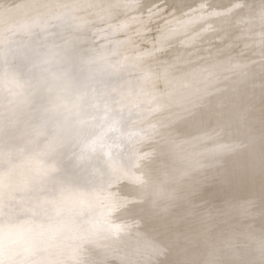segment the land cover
I'll list each match as a JSON object with an SVG mask.
<instances>
[{
  "label": "bare ground",
  "instance_id": "6f19581e",
  "mask_svg": "<svg viewBox=\"0 0 264 264\" xmlns=\"http://www.w3.org/2000/svg\"><path fill=\"white\" fill-rule=\"evenodd\" d=\"M157 1L161 0H0L1 73L8 76V68H17L11 73L13 79L1 81L7 92L3 100L1 91L2 102L12 103L11 107L16 100L11 98L27 87L22 78L30 75L27 66L26 77L18 78L24 65L11 61L14 56L23 59L18 56L21 46L25 50L37 34L46 41L60 27L64 40L56 44L59 49L78 42L77 38L89 39L91 45L85 49L90 54L95 46L94 51L109 53L116 45L114 39L124 41L116 54L112 51L105 58L109 73L139 56H149L110 79L117 81L115 98L123 100L108 103L118 104L124 123L120 133L126 142L121 145L120 134H109L120 144L110 154L99 148L106 139L89 153H65L64 145L73 141L70 129L75 122L87 121L91 103H85L86 98H73L74 102L65 98L81 94L58 64L49 65L47 71L51 77L46 83L52 86L46 88L43 115L57 118L61 107L76 108L75 116L65 115L67 134L62 135L64 129L52 122L51 126L34 118L23 126L15 121L6 127L0 124V138L11 128L5 135L13 133L10 137L19 138L26 150L18 154L16 148L7 149L19 160L0 154L5 158L0 167V245L10 252L5 264H264V191L254 190L257 185L264 187V75H260L264 1L249 7L252 15L243 11L218 23L239 24V35L223 48L202 46L189 55L176 44L156 58L151 55H157L165 43L183 41L221 6L219 0H178L176 5L172 0L156 5ZM242 2L231 0L226 10ZM121 15L126 19L116 24ZM211 30L199 45L215 32ZM110 31L119 36L107 37ZM218 38L223 39L222 33ZM236 43L241 49L229 57L225 72L201 70L177 81L183 71L205 70ZM10 44L18 47L16 54ZM250 56L255 58L248 63ZM171 76L176 78L166 82ZM148 84L133 94L136 86ZM93 124H83L78 134L94 133ZM60 135L62 140L57 138ZM41 145L45 151H40ZM41 154L45 160H36ZM66 155L76 165L70 171L75 177L79 167L94 162L86 170L102 180L95 178L100 180L97 184L70 180L69 172L67 177L62 172ZM101 164L105 171H100ZM6 173L14 179L9 193L1 191L8 183ZM3 223L9 230L1 227ZM33 250L35 260L30 255Z\"/></svg>",
  "mask_w": 264,
  "mask_h": 264
},
{
  "label": "rangeland",
  "instance_id": "374dc122",
  "mask_svg": "<svg viewBox=\"0 0 264 264\" xmlns=\"http://www.w3.org/2000/svg\"><path fill=\"white\" fill-rule=\"evenodd\" d=\"M165 1H167V0H164V2ZM212 1H210V2H212ZM215 1H217V0H215ZM230 1L231 0H219V1H217L216 2L217 4L221 3L220 11H219V13H217L213 17H211V19L206 24L200 26L197 29V31H195L190 36H187L186 39H184L183 41H179L177 39L168 41L167 43L164 44L163 48L160 51H158L157 55H151V56H154L156 58L163 56L164 54L169 52L170 49L173 48L176 44H178L184 51H188L189 55L192 53V51H194V49L196 51L197 49H199L202 46H206V47H210V48H223L225 43H227V41H229V39L231 37H233L235 35H239L240 29L237 28V26L239 24H237L235 26L236 22H234V25H231L230 20L226 23H222V24H218V23L221 22L222 20L226 19V18L232 17V19H233L236 14L243 12V11L245 14L252 15L249 12V7L258 1L260 2V1H264V0H242L243 1L242 4L237 5L233 8H230L229 10H226V8L228 7L226 4H228ZM164 2H163V0L157 1L156 5H161ZM175 2H178V0H176V1L172 0V3L175 4ZM208 2H209V0H207V3ZM212 3H215V2L213 1ZM224 4H225V6H224ZM212 5L213 4L209 5L205 9V11H207ZM223 7H224V9H223ZM163 10L166 11L167 8L165 7V9H163ZM224 10H226V11H224ZM127 11L129 12V10H127ZM128 12L125 11L124 13H127V14H124V13L123 14L126 16V15H128ZM125 16L121 15L120 16L121 18L118 17L117 19H115L116 21H114V22H116V24L118 23V21H119V23H121L122 22L121 20H123ZM126 17H125V19H126ZM250 17H252V16H250ZM65 18H67V17H65ZM65 18L63 20H65ZM68 20H70V19H68ZM63 23H64V26H66V28H69V24L66 25L65 21ZM116 24L114 23V25H116ZM154 25H155V23L152 24V27H154ZM216 25H218V26L214 27ZM221 28H224V30L216 31L217 29H221ZM62 30L63 29L58 27L54 31V34L46 37V41L45 40L43 41V39L41 38L42 36L37 34L36 40L33 39V40H31V43L28 42V44L25 47V50H22L24 47L22 48V46H21L20 55H18V56L23 57V59H18L17 56H14V58L11 62H15L14 63L15 65L16 64L21 65V66L24 65L23 67H20L18 69L19 70L18 72H20V70L23 68L22 71L18 75L16 74L18 76V78H22L20 76H25L24 72L26 73L25 68L27 66H29L28 70L30 71V75H29V78H25V79L22 78L23 81L26 80V82H27V87L24 90V92L23 93L20 92V94L17 93L15 98L14 97L11 98L13 101L16 99L14 101L15 105L13 107H11L12 103L9 104L7 102V104H6V102L5 103L2 102L1 91H2L3 96H5V97H3V100L7 99V92H5V87H4L3 83L1 84V81L6 79V78H8L9 80L13 79L15 74L12 75L11 73L16 72L17 68L15 69V71H13L11 68H8L10 71V72H8V76H3L1 73L3 71V68H2L3 65L0 63V69H1L0 70V124H1V127L3 125H4V127H6L7 124L12 125L13 124L12 121H15L17 126L18 125L23 126V124L25 122H27L28 120L30 121L32 118H34V120L39 121V122L46 121L45 123L48 122V124H50L52 122L53 125L56 126L59 130L62 128L64 129L63 130L64 133L62 132V135L67 134L65 132L66 129L64 128L66 126V124L68 123L65 115L66 116H75L74 112H76L75 111L76 108H73L71 106H66L65 108L61 107L60 110L62 112H60L57 115V118L51 117L50 115H48V116L43 115V111L45 110V108H43L44 107L43 105H46L45 101H46L47 95H48L46 88L49 86L50 87L52 86V83L49 85L46 83V81L51 77V76H49L47 71L50 68L49 65L58 64V65H56V67H60L62 70L65 71L64 77L67 78L73 85H76L75 86L77 88L76 91L79 94H81L80 96L74 95L71 98H70L71 95L69 97L65 96V98L68 99V101H73V102H74L73 98H76V100H83L86 98V100H84L85 103H91V107L89 109V112L85 115V117H87V119H86L87 121L81 122V123L75 122L74 126L70 129V134H73V139H72L73 141L71 143H67L64 145L65 146V149H64L65 153H69L70 155L72 154V152H73V154H78V153L80 154L82 152L83 153H89L88 151H90V148L97 145V142L99 143L101 141V139H106L101 147H99L101 144L97 145L96 147H99V148L103 149L104 151H109V154H110L111 152H114V150H116L118 148V146H120V144H117V140H116L117 137L115 138L114 135L112 137H110L111 134H114L115 132L118 133V135L120 134L119 136L121 139V145H124V143H126L124 138L121 136V133H120V130H122L124 123L122 121L121 112H119L118 104L116 105V107H115V104H112V105L109 104V103H111V101L113 102V99H117V101H121L123 99L118 98V97L115 98L116 91H117V87L115 85H116L117 81L111 82L110 79H112L122 69L133 67L134 65H137L139 62H141L143 59L149 58V56H147V55L139 56V57L135 58L134 60L130 61V63H128L126 65H122L118 69H115L109 73L110 69H109L108 65L105 63V58L112 51L114 54H116L119 47L121 46L120 44H122L124 41H122L120 39H114L112 43L116 44V45H112L111 48L113 50L109 53H107L108 51L102 52L103 50L102 51L101 50L94 51V50H96V46H95V49H93V48L90 49L91 50V54H90L88 48L91 45V43L89 45V39L88 40L86 39L87 41L82 42L81 38L76 39V40H79L78 42H74V40H73V41L69 42L65 48L59 49L56 46V44L61 43L64 40L63 35L60 34V32ZM210 30L215 31V32L212 35H210L209 38L205 42H203L202 44L199 45L198 44L199 40H201L202 37L205 34H207ZM153 31L154 30H151V33ZM221 33L223 35V39L218 38V35H220ZM113 36L116 38L119 36V33H117L116 36L111 31L107 34V37H113ZM13 44H10L9 47H10L12 53L16 54L18 47L15 48L14 47L15 45H13ZM109 44L111 45V43H109ZM93 45H95V42L93 43ZM196 45H199V46L196 47ZM87 46H88V48L86 50L85 48ZM103 46H105V44ZM240 47H241V43H236V45L231 47L229 50H227L225 52V54L220 59L216 60L211 65L207 66V68L205 70H203L205 68L204 67V68H197L196 70H193V71L181 72L180 76L177 77L178 78L177 81H179V79H182L183 76L186 78H192L196 72H199L201 70L205 71L209 74L217 73V72H225L227 70L226 65L229 61V57L231 55L235 54L238 50H240L241 49ZM97 49H100L99 46L97 47ZM195 51H194V53H195ZM24 52H26V53L24 54V56H22V54ZM253 58H255V57L250 56L247 59V62L250 60L248 63H251L254 60ZM198 60L201 61V60H203V58H198ZM20 62H21V64H20ZM162 63H165V62H162ZM160 68H162V67H160ZM160 68H158V69H160ZM214 68H220V69L214 70ZM260 73H261L260 75H264L263 71ZM175 78H176L175 76H171L166 80V82H169ZM157 79H158V77H156L155 80H157ZM61 81H63V80H61ZM51 82H53V79H51ZM60 82H59V84H60ZM150 84L136 86L132 90L133 94L135 93V91H139L143 87H147ZM87 85H89L88 88H87ZM92 87H95L96 90H88L89 88H92ZM113 87H115V88L113 89ZM19 89H21V88H19ZM102 90H106V92H104ZM92 91H94V92H92ZM90 93L92 94V98H91V95L89 96ZM124 93H128V91H121L120 94H124ZM88 96H89V98H88ZM20 99H23V102H20ZM140 100H142V98ZM137 102H139V101H137ZM137 102H135V103H137ZM122 103H124V101H122L121 104ZM92 104H94V105H92ZM106 106L110 107V110L107 112L104 111V107H106ZM125 107L126 106L124 103L123 108H125ZM78 109H81V108H78ZM162 115L163 114H161V116ZM94 121H95V124H93V125H95V126L91 127V129L94 128L93 129L95 131L94 133H91L89 135L83 134L82 136H80L78 134L80 132V130L83 129L82 128L83 124L91 123ZM96 121H97V123H96ZM52 123H51V126H52ZM88 128H90V127H88ZM10 129L11 128H9L8 130H10ZM5 133L3 134L4 136H2V138H0L1 139L0 154H3V157L4 156L12 157V158L16 157L15 160H17V159L19 160V156H16V154H13L12 156L9 155V153H7V149L10 147L16 148V152H18V154H21V153L26 152L25 145L23 144V142L19 138L13 137V136L10 137V135H12L13 133L12 134L7 133V136L5 135ZM106 133H107V135L105 136ZM62 135L57 136V138L62 137L60 139V140H62L63 139ZM74 138H75V140H74ZM55 141L58 142L59 140L56 139V140H54V142ZM71 144L73 146H70ZM121 147H123V146H121ZM39 148H40V151L46 150V147L44 145H41ZM22 150H25V151H22ZM41 153H43V152H41ZM66 158H68V155H66ZM3 159H5V158H1V155H0V162H2V161L5 162V160H3ZM40 159L45 160V157L43 154L36 157V160H40ZM4 162H2V164H0V167L2 165L3 166L5 165V164H3ZM63 164H64V169H62V172L66 174V177H67V172H69V174H70L69 179L72 181H74V180L77 181L76 183H78L80 181L83 183L85 181L83 184H90V181L93 180L91 183L97 184L100 180H102L101 179L102 176H100V177L92 176L90 174V171L87 172V170H86V169H90V167L92 165H94V162L91 164L86 163L85 166L79 167L78 169H81L80 170L81 172L79 173V175H77V177H75V174H72L70 172L73 165H74V161H72V160H70V158H68L67 160H65L63 162ZM74 166H76V165H74ZM104 168H105V165H103V164H101L99 166L100 171H105ZM2 170H6V169H2ZM6 174H8V175H6L5 181H7L8 183L5 186L1 187V191L4 189L5 190L4 193H9L13 190L14 179L10 178V173H6ZM95 178L100 179V180L97 181V180H95ZM20 181L21 180L19 179L17 182H20ZM66 183H67V180H66ZM104 184L105 183L103 182V185ZM101 185H102V183H101ZM254 190L258 193H261L264 191V187L257 185V187ZM11 205L12 204H9L8 207H10ZM8 210H6V211H8ZM0 212H1V210H0ZM229 219H228V221H229ZM77 221L78 220H76L75 222H77ZM7 222L11 224L12 221L7 220ZM1 227H3L5 230H9V228L4 223H3V226L1 225ZM37 251L42 252L41 250H37ZM34 252L35 251L33 250V253ZM8 253H10V252L7 249H6V251L1 250V245H0V258H2V261H3V262H1V259H0V264H5L6 261H4V260H7ZM33 253L30 254L31 256H33L31 259L35 260L37 258V254L34 253V255H33ZM15 258H19V257H15ZM27 261L32 262L29 259H27ZM25 264H27V263H25Z\"/></svg>",
  "mask_w": 264,
  "mask_h": 264
},
{
  "label": "snow or ice",
  "instance_id": "6c2138e0",
  "mask_svg": "<svg viewBox=\"0 0 264 264\" xmlns=\"http://www.w3.org/2000/svg\"><path fill=\"white\" fill-rule=\"evenodd\" d=\"M225 127H227V125H225Z\"/></svg>",
  "mask_w": 264,
  "mask_h": 264
}]
</instances>
